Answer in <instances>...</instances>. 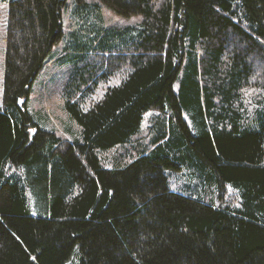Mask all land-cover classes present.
Returning a JSON list of instances; mask_svg holds the SVG:
<instances>
[{"label":"trees","instance_id":"trees-1","mask_svg":"<svg viewBox=\"0 0 264 264\" xmlns=\"http://www.w3.org/2000/svg\"><path fill=\"white\" fill-rule=\"evenodd\" d=\"M2 2L0 264H264V98L248 123L241 103L243 89H264V0H102L142 22L110 44L116 54L89 61L83 82L73 79L78 99L67 107L83 128L74 144L28 108L63 37L67 0ZM123 64L122 82L84 109L79 99ZM194 107L195 129L184 113ZM154 108L159 134L103 164L99 152L131 143ZM171 142L181 162L161 154ZM182 163L211 202L170 189L165 169ZM229 186L238 193L226 203Z\"/></svg>","mask_w":264,"mask_h":264},{"label":"rangeland","instance_id":"rangeland-1","mask_svg":"<svg viewBox=\"0 0 264 264\" xmlns=\"http://www.w3.org/2000/svg\"><path fill=\"white\" fill-rule=\"evenodd\" d=\"M8 15L9 4L0 3V105L3 103L4 95ZM63 18V37L52 49L49 56L50 61L43 67L32 85L28 108L34 121L42 129L56 133L60 139L74 144L76 140H83V128L67 107L68 100L76 101L78 99L77 94L79 91L74 88L73 79L78 78L83 82L84 78L93 72L89 64L91 59L98 63L101 58H106L109 52L116 54L114 51L118 49L119 45L112 48L110 44L124 42L130 32L129 29L139 25L142 22V17L141 15L129 17L120 15L104 4L102 0H67V4L63 9ZM202 52H204L203 48L199 47L200 56ZM106 61L104 60L101 63L102 68H100V71L106 70ZM225 61L230 62L228 59ZM125 71L126 68L123 64L118 67L115 74H108V78L102 77V79H99L94 92L87 93L85 97L83 96L84 98L79 99L84 109H88L92 102L100 99L109 86L120 84L125 76ZM183 77L182 72L175 82V90L178 93ZM261 97L264 98L263 88L249 87L243 89L241 103L244 110L246 107L249 109V111H245L244 116V121L247 123L254 119L256 100ZM194 109L190 108L185 110L184 113L190 126L195 129L193 115L199 114L196 107ZM161 112V109L154 108L145 113L141 131L132 137L131 143L126 146L125 144H119L110 150L100 151L99 156L103 164L106 165L107 159L113 155H117L124 150L128 151L127 148L130 149L131 153H134L137 152L139 147L144 146L138 144L146 145L149 143L154 136L159 134V131L158 133L155 132V122L152 117L159 115ZM165 114H168V117L170 116L169 112ZM175 134L178 135L179 132L176 131ZM169 145L170 147L168 145L164 147L165 151L162 150L161 154L169 155L181 162V159L178 158L180 156L179 150L173 149L172 142ZM182 165L181 170L165 169L170 189L196 199L211 202L213 200L212 189L204 188L203 184L191 173L192 168H189L185 163H182ZM237 193L238 191L232 186L227 187L225 192L226 203H229L231 196ZM238 204L239 202H236V205ZM79 254V247H76L73 257H79Z\"/></svg>","mask_w":264,"mask_h":264}]
</instances>
